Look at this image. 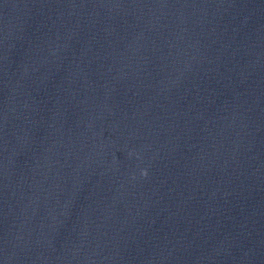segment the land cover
<instances>
[{
	"label": "clouds",
	"instance_id": "1",
	"mask_svg": "<svg viewBox=\"0 0 264 264\" xmlns=\"http://www.w3.org/2000/svg\"><path fill=\"white\" fill-rule=\"evenodd\" d=\"M143 174H145V175H146V172H145V173H143Z\"/></svg>",
	"mask_w": 264,
	"mask_h": 264
}]
</instances>
